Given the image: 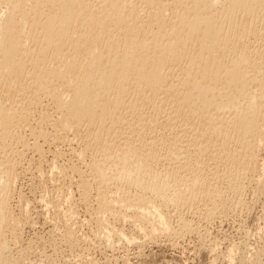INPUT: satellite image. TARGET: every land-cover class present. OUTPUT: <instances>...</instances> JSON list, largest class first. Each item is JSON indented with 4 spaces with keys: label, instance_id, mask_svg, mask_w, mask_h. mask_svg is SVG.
Wrapping results in <instances>:
<instances>
[{
    "label": "bare ground",
    "instance_id": "bare-ground-1",
    "mask_svg": "<svg viewBox=\"0 0 264 264\" xmlns=\"http://www.w3.org/2000/svg\"><path fill=\"white\" fill-rule=\"evenodd\" d=\"M37 1L0 0V87L21 91L20 78H29L33 81L29 83L45 91L44 95L55 102L56 110L64 114L61 131L76 125L86 128L87 135L91 129V141L104 147L94 150L90 163L100 189L110 182L134 187L141 192L136 200L144 203L142 207L150 203L143 197L144 192L160 199L162 205L187 203L214 193L204 172L190 169L186 155L175 156L173 163L178 168L159 172L148 164L155 151L144 147L138 150L139 140L137 149L129 146L117 150L108 145V138L118 129L117 120L122 117L119 114L117 119L119 111L131 104L127 103L130 90L138 101H145L148 91L157 96L164 94L167 102L173 98L175 102H169L176 103L177 115L186 116L191 123H202L200 133L198 128L197 133L193 132L195 139L192 136L198 142L197 163L204 161V146L211 145L219 150L221 162L237 166L234 174L253 169L264 127L260 124L264 121V54L259 52L256 57L249 37L264 32V0H177L185 11L172 16L166 14L161 0H101L97 5L87 0ZM145 1L144 6H139ZM214 6L219 8V14L212 13ZM149 15L152 18H147ZM136 16L156 25L166 40L161 42L155 37L140 47L142 42L133 39L129 44L136 46L131 53L128 47L123 51L115 49L112 42L120 32L134 33L139 28L134 21ZM251 21L255 23L248 24ZM177 64L179 70L175 68L173 74V65ZM154 95L147 97L156 99ZM3 103L0 152L8 142L12 155L13 126H19L27 113L18 109L20 105L15 109L16 105ZM121 120L125 121L120 119L119 124ZM9 157L6 155L0 162V264H6L1 232L10 225L7 199L15 179V161ZM185 172L192 177L184 176ZM240 184L234 178L235 192L242 189ZM101 193L100 200L104 194ZM113 202L125 203L116 199ZM110 204H101V208H110Z\"/></svg>",
    "mask_w": 264,
    "mask_h": 264
},
{
    "label": "rangeland",
    "instance_id": "rangeland-1",
    "mask_svg": "<svg viewBox=\"0 0 264 264\" xmlns=\"http://www.w3.org/2000/svg\"><path fill=\"white\" fill-rule=\"evenodd\" d=\"M100 1L87 0L96 5ZM161 1L167 15L185 11L177 0ZM219 12L214 6L212 13ZM134 21L139 28L134 33L120 32L112 42L115 49L123 51L128 47L131 53L136 46L129 44L133 39L142 42L140 47L155 37L161 42L166 40L167 36L156 25L149 24L148 19L136 16ZM261 32L249 37L250 49L256 57L259 52L264 54V32ZM179 67L180 64L173 65V74ZM19 81L22 92L0 87V104L16 105L15 109L20 105L18 109L27 113L23 122L12 129L15 153L10 155L8 142L0 152V162L6 155L15 161L12 171L15 179L7 199L11 221L1 232L2 242L6 244L3 255L6 264H264V127L253 169L234 174L237 166L221 162L219 150L211 145L207 148L201 145L206 150L204 161L197 163L198 142L192 136L198 128L200 133L202 123L192 120V125L191 119L177 115L176 103L169 102L175 99L167 102L164 94L157 96L148 91L145 101L140 98L138 101L130 90L134 94V98L127 96L130 110L124 107L119 111L117 119L120 114V119L125 121L119 124L120 119L117 120L118 131L110 135L108 145L119 150L129 146L137 149L136 145L140 144L138 150H154L148 164L159 172L175 167V156L186 155L190 158V169H201L214 192L212 196L205 194L187 203L166 205L150 192H144L143 197L150 202L144 208V203L136 200L141 192L134 187L110 182L100 189L90 163L94 150L101 151L97 149H104L103 145L91 141L90 128L87 135L86 128L76 125L61 131L64 114L56 110L52 98L44 95L45 91L37 84L32 86L31 79L22 77ZM149 94L156 99L147 97ZM232 147L229 149H235ZM213 150L218 154L214 155ZM185 173L184 176L192 177ZM226 173L233 176L228 179ZM234 178L240 180L242 192H235ZM113 199L125 203H112ZM109 201L110 208H101V204Z\"/></svg>",
    "mask_w": 264,
    "mask_h": 264
}]
</instances>
